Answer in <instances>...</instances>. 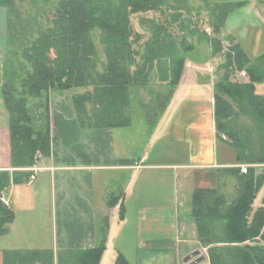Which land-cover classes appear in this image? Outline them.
I'll list each match as a JSON object with an SVG mask.
<instances>
[{
	"label": "trees",
	"instance_id": "obj_1",
	"mask_svg": "<svg viewBox=\"0 0 264 264\" xmlns=\"http://www.w3.org/2000/svg\"><path fill=\"white\" fill-rule=\"evenodd\" d=\"M25 1V0H19ZM47 2L48 0H44ZM60 0L53 12L52 24L41 27L35 38L26 35L32 25L15 23L17 0H0L7 12V50L4 59L3 97L9 114L11 161L13 172L0 170V236L9 232L15 212L1 199L2 192L11 184L29 179V168L51 150L50 91L91 87L73 96L78 118L83 126L116 127L131 123V89L150 83L155 71L167 91L158 92L155 104L143 105L141 110L150 127L166 109L176 90L185 65L186 56L195 46L173 33L172 26L184 25L182 7L186 0ZM244 1L217 4L210 11V26L214 35L200 31L212 44L213 54L223 53L224 76L215 84L214 115L218 141L228 143L236 152V163L264 165V95L256 93L255 83L264 80V52L251 59L235 38L225 51L219 37L228 15ZM173 9L171 19L140 17L141 25L148 24L149 36L135 30L131 16L150 11ZM101 31L105 45L106 62L98 70V48L92 31ZM147 28V27H146ZM199 29H189L195 36ZM22 50V59L19 51ZM10 55V56H9ZM244 72L248 80H233ZM249 109L255 122L259 149L251 147L250 137L229 123L235 113L231 102ZM88 104H92L91 111ZM241 169V168H240ZM230 168L239 179L236 199L228 206L224 195L214 185L196 186L192 194V215L198 238L208 246L210 264H264V195L262 205L254 209L257 192L264 185V169L255 168L242 173ZM225 207V208H224ZM220 222L221 224H218ZM109 222L103 224V241L95 248L82 251L79 261L65 260L63 264H99L106 249ZM221 228L219 229V227ZM220 234V235H219ZM73 251H67V254ZM3 264H55L54 251L5 250ZM61 264V261L58 262ZM116 264H130L119 253Z\"/></svg>",
	"mask_w": 264,
	"mask_h": 264
},
{
	"label": "crops",
	"instance_id": "obj_2",
	"mask_svg": "<svg viewBox=\"0 0 264 264\" xmlns=\"http://www.w3.org/2000/svg\"><path fill=\"white\" fill-rule=\"evenodd\" d=\"M246 1L228 15L222 35L234 36L254 59L264 52L262 15L255 4ZM0 8V170L13 172L9 114L2 91L7 12ZM191 51L196 52L194 57L188 55ZM191 51L172 98L153 127L145 117L140 129L134 117L127 126H83L73 103L79 91H50V154L29 168L30 172L38 168L33 184L28 179L12 181L1 195L15 219L9 232L0 236V264L5 250L18 249L53 250L55 264L80 261L82 251L102 243L105 218L109 226L99 264L109 255L115 264L119 253L130 262V255L138 256V241L145 260L170 249L176 254L174 264H182L180 259L188 264L183 259L199 249L187 251L178 245V237L184 238L193 224L188 218L170 220L166 214L182 209L185 202L191 205L196 186L216 184L223 167L237 164L234 148L216 137L215 84L224 76L225 57L213 54L208 39ZM239 75L248 80L244 72ZM255 90L264 95V80L255 83ZM154 228L165 229V235L156 237ZM175 229H181L177 239L170 237ZM193 234L196 237V228ZM128 236L131 247L126 242L115 246V237ZM159 244L164 247H155ZM206 261L205 256L202 262Z\"/></svg>",
	"mask_w": 264,
	"mask_h": 264
},
{
	"label": "rangeland",
	"instance_id": "obj_3",
	"mask_svg": "<svg viewBox=\"0 0 264 264\" xmlns=\"http://www.w3.org/2000/svg\"><path fill=\"white\" fill-rule=\"evenodd\" d=\"M60 0H48L47 2H45L44 0H25V1H19L17 0V6H18V15H13L12 16V20H14L15 23L21 22V23H25L26 25L30 26L32 25V30L31 32H28L26 35H28V37H32L35 38L38 35V30L42 29L43 27H47L49 25L52 24V19H53V12L55 10V7L58 5ZM169 4H176L175 0H168ZM237 1H244V0H186V7H182L183 10V19H184V25L188 26L186 28V30L184 31H180V28L177 24H174L172 26V30L173 33L180 39L182 36L186 35L187 36V42L189 44H193L194 46L200 45L202 43H204V45L207 43V39L205 37H202L200 35V31H206L207 34H211L214 35L213 33V27L210 26V19H211V13L210 11L213 10V8L220 3H225V2H237ZM250 4H255L256 7H258L260 9V14L262 15V29L261 30L264 33V0H248ZM3 9L0 8V12ZM175 11L173 9H169L167 7H163L162 11H150L147 12L145 14H135L131 16V20H132V25L134 26L135 30H139L141 32L144 33V35L146 36V38L149 36V32L148 30V24H146V26L143 27V25H141V22L139 20L140 17H145V19H149V18H162V19H171L172 14ZM197 27L199 29V33H196L195 36H192L189 34V29L192 27ZM42 27V28H41ZM147 27V28H146ZM2 18L0 17V41L3 39V33H2ZM224 33L219 34V37L223 40V45L225 48V51L228 50V48L230 47L231 43L228 39L229 35H222ZM92 36L93 39L97 45L98 48V70H102L103 69V63L106 62V53H105V45L104 43L101 41V31L98 28H95L92 31ZM232 36V35H230ZM233 38H235L234 36H232ZM249 44L247 43V46ZM249 47V46H248ZM12 47H8V50L6 51V58L7 61L8 59H10V57L8 58V53L11 51ZM18 51L20 49H17ZM189 53V52H188ZM187 53V54H188ZM188 55H190V57H194L196 55V52H190ZM10 56V55H9ZM22 59V50L19 51V56L15 57V59ZM5 59V58H4ZM224 71V70H223ZM233 80H243L242 76L238 74L234 75ZM92 89L91 87H77L76 91L79 92H84L86 90H90ZM134 89H136V87H133L131 89V115L132 118L134 117L135 120H138V129H140L139 126H141L142 122L144 121V115L143 112L141 110V107L143 105H151V104H155L156 102V95L158 92L164 93L167 91V86L165 85L164 82H161L160 80H158L157 78V74L155 73V71L151 74V78H150V83L146 86H138V89L136 91H134ZM133 94V95H132ZM231 104L234 107L235 113L232 117H230L229 123L236 127L237 129L243 130L244 132H246L249 137H250V143H251V147L253 149H255V153L258 151L259 149V140H258V133H257V129L255 128V122L250 114V110L245 108L243 105H241L240 103H238L236 101L235 98H229L226 97ZM138 104L137 105L135 104ZM88 109L89 111L92 110L93 105L92 104H88ZM222 142V141H219ZM140 142L138 141V155H141L139 146H140ZM232 150V149H230ZM249 165V166H248ZM242 166H248V170L255 168L258 172H262L261 170L264 169V165L260 164V163H247L245 161H242L241 163H237L234 166H226L223 167V169L220 170V173L218 175V180L219 182H217L216 184H214L217 188H218V193L224 195L225 199H226V206L230 205L237 197V189L239 186V179L238 176L236 174H232L230 173V168L236 167L238 169H240ZM240 171L242 172V170L240 169ZM264 172V171H263ZM209 173V171L206 173V175ZM213 185V184H211ZM213 185V186H214ZM264 195V185H262L260 187V189L257 192V196L256 199L254 201V209H256L258 206L262 205V198ZM186 204L187 202H185V206L182 208L184 209V211L180 208L179 210H177L176 212H168L166 214L167 217L170 218V220H172V218L176 219L178 217H180L181 220L187 219L190 220L192 222V226L190 227V230L188 232H186L184 238L182 237H178L180 238V242L178 245H181L184 247V249H186L187 251L191 249V251L195 250V249H199L201 251V253H203L206 256V262H202L201 264H210V259H209V254H208V246H205L201 243L200 239L198 238V233L195 237V235L193 234L194 229L196 228V232H197V226L195 223V220L193 218L192 215V207L191 205L188 203L187 206H189V208H186ZM224 207V208H225ZM139 220V219H138ZM218 224H221L220 222H217ZM116 224V222L114 223ZM221 228V226L219 227V229ZM114 230V229H113ZM181 229H175L174 230V234H171L170 237H175V239H177V235H179V231ZM140 228H139V224H138V240L139 237L141 235L140 233ZM153 232L156 233V237H160L162 238L165 235V229H161V228H154ZM114 233V232H113ZM264 233V232H263ZM220 235V234H219ZM124 239V241H123ZM131 237L128 236L126 237H120V238H116L114 239V242H116V247H118L119 245H123L125 242L128 244V247H131V245L129 244ZM159 246L164 247L162 245H156L155 247ZM139 248L141 251V244H139L138 241V256L137 255H130V264H174V256H176L175 251L172 250H168L167 252L163 251L161 253H159L157 256H154L153 259L151 260H145L143 259V255L141 254V252H139ZM178 249V247L176 248ZM178 257H179V253H178ZM180 259V258H178ZM117 260V259H116ZM116 260L114 261V263L116 264ZM112 259L109 256H107L104 259V264H111ZM180 263L183 264V262L181 261V259L179 260Z\"/></svg>",
	"mask_w": 264,
	"mask_h": 264
},
{
	"label": "water",
	"instance_id": "obj_4",
	"mask_svg": "<svg viewBox=\"0 0 264 264\" xmlns=\"http://www.w3.org/2000/svg\"><path fill=\"white\" fill-rule=\"evenodd\" d=\"M205 259V256L201 254L200 250H195L188 254L183 260L188 264H198Z\"/></svg>",
	"mask_w": 264,
	"mask_h": 264
},
{
	"label": "built area",
	"instance_id": "obj_5",
	"mask_svg": "<svg viewBox=\"0 0 264 264\" xmlns=\"http://www.w3.org/2000/svg\"><path fill=\"white\" fill-rule=\"evenodd\" d=\"M248 166H242L241 167L242 173H246L247 172ZM37 171H38V168H32V173L30 174L29 179H28V184L29 185L33 184V182L35 181L36 172ZM1 199L5 202V204H8V202L3 197Z\"/></svg>",
	"mask_w": 264,
	"mask_h": 264
}]
</instances>
